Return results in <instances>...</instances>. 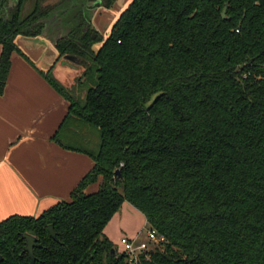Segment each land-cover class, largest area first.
I'll list each match as a JSON object with an SVG mask.
<instances>
[{
	"label": "trees",
	"instance_id": "1",
	"mask_svg": "<svg viewBox=\"0 0 264 264\" xmlns=\"http://www.w3.org/2000/svg\"><path fill=\"white\" fill-rule=\"evenodd\" d=\"M117 1L0 0V94L20 35L77 57L70 85L46 75L70 103L55 141L95 162L70 200L0 221V264H32L25 233L35 264H129L105 233L125 201L165 238L140 264H264V0H131L104 35ZM90 127L95 148L63 140Z\"/></svg>",
	"mask_w": 264,
	"mask_h": 264
},
{
	"label": "crops",
	"instance_id": "2",
	"mask_svg": "<svg viewBox=\"0 0 264 264\" xmlns=\"http://www.w3.org/2000/svg\"><path fill=\"white\" fill-rule=\"evenodd\" d=\"M16 44L19 51L12 54L9 77L0 94V221L14 214L39 216L57 202L70 200L95 165L88 154L55 141L70 103L46 75L53 71L66 84L65 72L72 69L75 79L76 65L63 63L46 36L20 35ZM101 181L85 191H97ZM143 226L148 227L145 215L125 201L105 233L118 246L123 236L140 240Z\"/></svg>",
	"mask_w": 264,
	"mask_h": 264
},
{
	"label": "rangeland",
	"instance_id": "3",
	"mask_svg": "<svg viewBox=\"0 0 264 264\" xmlns=\"http://www.w3.org/2000/svg\"><path fill=\"white\" fill-rule=\"evenodd\" d=\"M131 2V0H118L116 2V4L114 5V7H112L111 9H106V8H100L99 12L96 13L93 18L95 20V22H97V27L98 29H100L102 31V33L104 35H108L110 33V28L112 27V24L115 22V20L118 18V16L120 15V13L128 6V4ZM33 4H34V0H27V4H26V11H29L32 7H33ZM102 9L104 11H102ZM64 61V60H63ZM72 69H67V71L65 72V75H64V79L63 81L66 83V85H69L68 82L71 81L74 77V73L73 71H70ZM75 79H73L72 82H74ZM84 138L86 139H90L91 141V144L87 143V142H83L82 140L80 139H76V138H66L67 136L64 135V138L63 140L71 145H76V146H86L88 148H95L96 147V143L98 144L99 141H100V138H99V132L97 130V128L95 127H90L89 130H87L86 128L84 129ZM146 226V224H145ZM143 226V229L144 227ZM149 227V226H148ZM147 227V228H148ZM147 228L144 229V232L143 234L141 235V240H146V241H149L148 237L146 236V230ZM151 243V242H150ZM118 249L119 251L122 250L123 246L122 244H118Z\"/></svg>",
	"mask_w": 264,
	"mask_h": 264
},
{
	"label": "built area",
	"instance_id": "4",
	"mask_svg": "<svg viewBox=\"0 0 264 264\" xmlns=\"http://www.w3.org/2000/svg\"><path fill=\"white\" fill-rule=\"evenodd\" d=\"M146 231V236L149 241H140L138 238H129L127 236L121 238V244L123 246L122 252L127 255L129 264H140L142 255H147V251L150 250L151 244L159 243L165 239L163 236H159L157 230L154 228L148 227Z\"/></svg>",
	"mask_w": 264,
	"mask_h": 264
},
{
	"label": "water",
	"instance_id": "5",
	"mask_svg": "<svg viewBox=\"0 0 264 264\" xmlns=\"http://www.w3.org/2000/svg\"><path fill=\"white\" fill-rule=\"evenodd\" d=\"M226 10L227 8L224 9L222 15L224 18H226ZM77 62H79V59L75 56H65L64 58V61L63 63H72L73 65H75ZM116 173L118 175L121 174V170L118 169L116 171ZM49 231L51 233V235L54 237V238H57V234L55 232V229H54V225L51 224L49 226ZM23 236L26 238V246H25V251H27L29 254H30V257H31V261H32V264H35V253H34V248L36 246H40L38 243H37V238L31 234H28V233H25L23 234ZM114 253L116 252L115 249L112 250ZM1 256V255H0Z\"/></svg>",
	"mask_w": 264,
	"mask_h": 264
},
{
	"label": "flooded vegetation",
	"instance_id": "6",
	"mask_svg": "<svg viewBox=\"0 0 264 264\" xmlns=\"http://www.w3.org/2000/svg\"><path fill=\"white\" fill-rule=\"evenodd\" d=\"M100 8H104V7H100ZM100 8H98V9L96 10L95 14L98 13V12L100 11V10H99ZM106 9H107V8H106ZM95 14H94V15H95ZM99 30H100V29H99Z\"/></svg>",
	"mask_w": 264,
	"mask_h": 264
}]
</instances>
